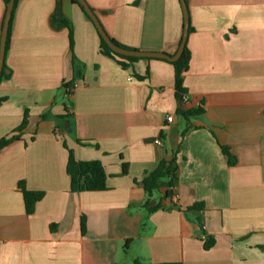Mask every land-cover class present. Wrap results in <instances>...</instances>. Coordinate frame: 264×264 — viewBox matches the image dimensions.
I'll use <instances>...</instances> for the list:
<instances>
[{"label": "crops", "instance_id": "obj_1", "mask_svg": "<svg viewBox=\"0 0 264 264\" xmlns=\"http://www.w3.org/2000/svg\"><path fill=\"white\" fill-rule=\"evenodd\" d=\"M86 2L120 44L177 53L180 0ZM186 5L184 103L170 62L121 67L101 53L95 25L71 0L18 1L0 81V139L20 129L26 111L28 123L0 151V264H264V0ZM5 12L0 0V44ZM65 144L77 160L104 165L106 190L71 191ZM174 156L175 193L163 199L164 184L149 203L162 207L150 214L142 181ZM21 181L45 194L31 216ZM196 204L203 208L189 210ZM208 237L215 244L206 250Z\"/></svg>", "mask_w": 264, "mask_h": 264}, {"label": "trees", "instance_id": "obj_2", "mask_svg": "<svg viewBox=\"0 0 264 264\" xmlns=\"http://www.w3.org/2000/svg\"><path fill=\"white\" fill-rule=\"evenodd\" d=\"M18 1L19 0H15V5H14L13 12H12L11 20H10L8 37H7V42H6V52H7L8 45H9L10 30L12 26L13 17H14V11L18 4ZM71 1L73 4H76L77 6H79L80 9L87 16L84 9L78 3L77 0H71ZM9 2L10 0H4L6 11H7V6ZM57 10L58 11L60 10L59 1L57 4ZM5 15H6V12H5ZM88 19L90 18L88 17ZM191 32H192V28L190 27V21H189V34ZM182 39H183V34L180 39L178 49L181 46ZM111 40L116 45L120 46L121 48L128 49V50H135V49H132V48H129V47H126L120 44L113 38H111ZM70 47H71V50L73 51L72 39H71ZM100 48H101V53L103 55L108 56L109 58L113 59L123 68H126L130 63L136 62L141 59L149 60V58L124 57V56L118 55L108 47V45L104 42V40L101 37H100ZM6 52H5V55H6ZM190 60H191V52L188 49L187 43H186V46H185V49L182 55L177 61L170 62L168 60H163L166 62H170L174 66L176 97L180 101H182L183 95L186 94V90L183 87V76H184V73L189 68ZM73 61L75 63L74 55H73ZM5 70H8V69H7L5 60H4V71L2 74V78L8 76L5 73ZM148 76L149 74L147 73L146 76H138L137 78L140 80H144ZM63 88L65 91H67L68 94H70V91L73 89V86L71 84H64ZM6 100H7L6 98H0V106ZM197 112L199 113L201 111H197ZM194 113L195 112H187V113H184V115L188 117ZM61 119H66V120L71 121L73 117L69 114H66L62 116ZM27 123H28V112L26 111L22 125L20 129L17 130V132L22 131V129L27 125ZM15 133L12 134V136L10 137H5V138L0 139V151H2L8 145H10L11 143L19 139V137L15 135ZM65 148L68 150L67 173L71 180V191L80 193V192H98V191L106 190L107 189V184H106L107 174H106L104 165L100 161H79L76 159L74 152L71 149H69L66 144H65ZM220 148L223 154L227 157L228 164L230 166H234L236 164V157L231 153L230 149L225 146H220ZM177 181H178V166L176 164L175 156L169 161L162 160L153 171H151L150 173L146 175V177L142 181V184H143L144 191L148 196V202H147L146 208L150 214L154 213L155 211H157L158 209L162 207L161 201H159L155 206L149 207V203L152 201V198L154 197V195L159 192V190L164 186V184H166L167 190L164 193L163 199H171L175 193V187H176ZM18 188L23 196L26 214L28 216H31L35 211L36 205L44 198L45 194L44 192H41V191L28 190L26 188L25 183L22 181L18 183ZM202 208H203L202 204H196L189 210L202 209ZM81 227H82V233L85 234L86 232V218L85 217L82 218ZM128 243L129 242L127 241L125 248H127ZM214 244H215V240L211 237H208L205 241L204 247L206 250H209ZM163 264H181V263H163Z\"/></svg>", "mask_w": 264, "mask_h": 264}, {"label": "water", "instance_id": "obj_3", "mask_svg": "<svg viewBox=\"0 0 264 264\" xmlns=\"http://www.w3.org/2000/svg\"><path fill=\"white\" fill-rule=\"evenodd\" d=\"M77 1L82 6V8L84 9L87 16L90 18V20L95 25L100 37L104 40V42L108 45V47L118 55H121L124 57L160 59V60H168L170 62H175L180 58V56L182 55V53L185 49V46H186V43L188 40V36H189V13H188V8H187L185 0H180L182 10H183V15H184L183 39H182L181 46L179 47V49L175 55H168L166 53L142 52V51H137V50H128V49L121 48L120 46L116 45L111 40L109 35L106 33V31L102 27L98 17L94 13V11L91 9V7L88 5L86 0H77ZM14 5H15V0H10L9 4L7 6V11H6L4 24H3V28H2V36H1V44H0V81L2 78L3 71H4L6 42H7L9 25H10V20H11L12 12L14 9ZM77 70H78V68H77ZM5 73H8V71L5 70ZM65 129L69 133L71 132V127H70L69 121L65 122Z\"/></svg>", "mask_w": 264, "mask_h": 264}, {"label": "built area", "instance_id": "obj_4", "mask_svg": "<svg viewBox=\"0 0 264 264\" xmlns=\"http://www.w3.org/2000/svg\"><path fill=\"white\" fill-rule=\"evenodd\" d=\"M188 101H189L188 96H187V95H183V97H182V102L187 103ZM173 119H174V117L171 115V116H169V117L167 118V122H168V123H172V122H173ZM155 143H156L157 145H159V146H162V145H163V141H162L161 138L156 139V140H155Z\"/></svg>", "mask_w": 264, "mask_h": 264}]
</instances>
